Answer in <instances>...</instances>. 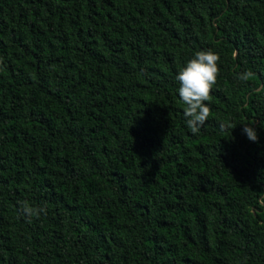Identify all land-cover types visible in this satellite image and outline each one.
Instances as JSON below:
<instances>
[{
	"label": "trees",
	"instance_id": "trees-1",
	"mask_svg": "<svg viewBox=\"0 0 264 264\" xmlns=\"http://www.w3.org/2000/svg\"><path fill=\"white\" fill-rule=\"evenodd\" d=\"M0 264H264V0H0Z\"/></svg>",
	"mask_w": 264,
	"mask_h": 264
},
{
	"label": "clouds",
	"instance_id": "clouds-1",
	"mask_svg": "<svg viewBox=\"0 0 264 264\" xmlns=\"http://www.w3.org/2000/svg\"><path fill=\"white\" fill-rule=\"evenodd\" d=\"M219 61V55L212 50L197 51L194 58L179 69L176 76L179 83V97L186 105L185 123L193 135L200 133L209 118L211 109L205 102L209 101L210 93L217 83L220 72ZM251 76V72H246L239 74L238 79L247 81ZM243 131L249 140L258 141V135L252 126L245 125ZM19 204L21 212L29 220L46 213L44 207H34L26 200L20 201Z\"/></svg>",
	"mask_w": 264,
	"mask_h": 264
}]
</instances>
